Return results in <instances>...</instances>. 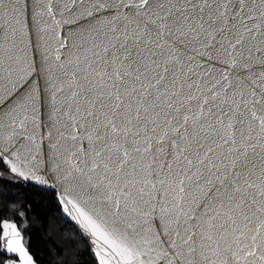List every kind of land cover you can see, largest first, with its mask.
<instances>
[{
    "label": "snow or ice",
    "instance_id": "snow-or-ice-1",
    "mask_svg": "<svg viewBox=\"0 0 264 264\" xmlns=\"http://www.w3.org/2000/svg\"><path fill=\"white\" fill-rule=\"evenodd\" d=\"M0 184L93 264H264V0H0Z\"/></svg>",
    "mask_w": 264,
    "mask_h": 264
},
{
    "label": "trees",
    "instance_id": "trees-1",
    "mask_svg": "<svg viewBox=\"0 0 264 264\" xmlns=\"http://www.w3.org/2000/svg\"><path fill=\"white\" fill-rule=\"evenodd\" d=\"M14 178L16 179V177ZM0 187L15 190L14 185L11 184H0ZM27 191L31 192V189H27ZM4 204L7 205L6 208L3 206ZM20 210L24 211L23 214L27 221L26 227L21 225L22 215H14V213H19ZM60 213V207L51 196H29L26 202L23 198L5 201L3 197H0V219L8 217L17 221L18 225L23 228L22 232L26 238L28 249L38 263L59 264V261L65 256L64 244H69V256L71 258L68 264H74L76 260L81 261L82 264H93L89 251L85 246L82 243H74V241H79L74 225L65 220ZM50 224L57 231L56 235L51 233ZM77 249H84V251L79 256H75L73 253Z\"/></svg>",
    "mask_w": 264,
    "mask_h": 264
},
{
    "label": "rangeland",
    "instance_id": "rangeland-1",
    "mask_svg": "<svg viewBox=\"0 0 264 264\" xmlns=\"http://www.w3.org/2000/svg\"><path fill=\"white\" fill-rule=\"evenodd\" d=\"M4 175L5 176H8L9 174L7 173V172H4ZM11 179H13V180H15V178H14V176H12L11 177ZM19 213H24V211H21L20 210V212ZM53 222V221H52ZM21 225H22V227H26L27 226V221H26V218H25V215L23 214L22 215V222H21ZM50 231H51V233L52 234H54V235H56L57 234V231L55 230V228L53 227V225H51L50 224ZM23 229V228H22ZM67 241V240H66ZM71 242H73V241H71ZM67 243H68V241H67ZM65 245V253H68V255H69V248H68V245L69 244H64Z\"/></svg>",
    "mask_w": 264,
    "mask_h": 264
},
{
    "label": "water",
    "instance_id": "water-1",
    "mask_svg": "<svg viewBox=\"0 0 264 264\" xmlns=\"http://www.w3.org/2000/svg\"><path fill=\"white\" fill-rule=\"evenodd\" d=\"M60 211H62L61 208H60ZM3 219H7V220H9L10 222L16 223L17 227L21 230L20 226L18 225V223H17V221H16L15 219H13V218H8V217H2L0 220H3ZM69 222H70V221H69ZM71 224L74 225V222H71ZM21 232H22V230H21ZM0 233H2V229H0ZM22 235H23V232H22ZM23 237H24V235H23ZM24 243H25V242H24ZM25 246L28 247V246L26 245V243H25ZM28 250H29V249H28ZM29 252H30V251H29ZM30 254L33 255L31 252H30ZM11 255H12V254H9L10 257H11ZM33 258H34V256H33ZM34 259H35V258H34ZM35 260H36V259H35ZM36 264H40V263H38V261L36 260Z\"/></svg>",
    "mask_w": 264,
    "mask_h": 264
},
{
    "label": "flooded vegetation",
    "instance_id": "flooded-vegetation-1",
    "mask_svg": "<svg viewBox=\"0 0 264 264\" xmlns=\"http://www.w3.org/2000/svg\"><path fill=\"white\" fill-rule=\"evenodd\" d=\"M6 172V171H5ZM21 228V230H22V227H20ZM24 235V234H23ZM24 242L26 243V238H25V236H24ZM26 245H27V243H26Z\"/></svg>",
    "mask_w": 264,
    "mask_h": 264
}]
</instances>
